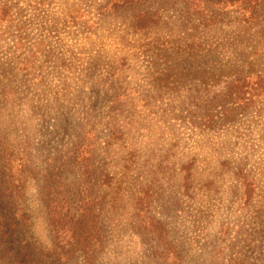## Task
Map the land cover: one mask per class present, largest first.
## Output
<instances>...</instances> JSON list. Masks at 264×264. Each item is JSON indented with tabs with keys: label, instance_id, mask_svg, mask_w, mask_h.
<instances>
[{
	"label": "rangeland",
	"instance_id": "374dc122",
	"mask_svg": "<svg viewBox=\"0 0 264 264\" xmlns=\"http://www.w3.org/2000/svg\"><path fill=\"white\" fill-rule=\"evenodd\" d=\"M109 1L0 0L17 37L0 42V157L27 177L15 200L0 162V264H264V8L151 0L98 14ZM139 13L155 24L135 30ZM240 85L252 102L224 112ZM55 175L96 198L92 261L44 255Z\"/></svg>",
	"mask_w": 264,
	"mask_h": 264
},
{
	"label": "trees",
	"instance_id": "16d2710c",
	"mask_svg": "<svg viewBox=\"0 0 264 264\" xmlns=\"http://www.w3.org/2000/svg\"><path fill=\"white\" fill-rule=\"evenodd\" d=\"M149 1L151 0H110L100 7L98 14L100 13L103 16V14L107 13V4L111 5V8H131L142 2ZM190 1L193 3L198 2V0ZM257 7L259 9L264 8V0L257 1L249 11L253 18L260 17V15H254ZM245 10L247 9L245 8ZM152 16H144L139 13L135 16L132 27L138 31L152 27L155 24ZM262 18L264 20L263 15ZM14 20V14L10 6L0 2V28L3 27V30H0V42L6 39H11L12 42H15L17 39V37L13 36V32H10L11 23ZM246 87L247 85L234 86V89L230 91L233 96V103L231 106L225 108L224 112L233 111L235 113L248 108L252 100L251 98H245L246 92H243V88ZM259 94L261 93L258 92L257 95ZM229 115L231 116L232 114ZM1 151L3 154L0 157V162H2L1 169L4 178L9 185L12 197L15 200H20L24 197L27 182L25 165H21V168L18 167L17 171L12 170L11 163L13 161L21 163V160L11 151L9 155L2 148ZM53 177L54 180L49 187V194L51 195L46 200L47 225L52 237V247L44 255L50 259L63 262H69L78 257H82L86 261H92L95 257L96 249L102 246L101 228L97 220L98 208L96 209L95 207L96 198L91 193L89 185L74 184L68 187L67 184L63 183L60 175ZM109 178H112L111 174L107 173V180ZM55 179L60 181L55 182ZM61 188L64 191H61ZM60 195L62 198H59ZM50 198H53V200ZM17 213L19 219L26 224L28 222L27 213L19 210ZM156 224L159 225L160 223Z\"/></svg>",
	"mask_w": 264,
	"mask_h": 264
}]
</instances>
